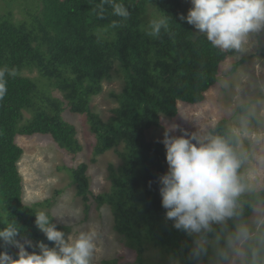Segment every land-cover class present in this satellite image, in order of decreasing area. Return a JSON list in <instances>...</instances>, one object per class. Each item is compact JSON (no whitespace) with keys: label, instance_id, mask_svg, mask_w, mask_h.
<instances>
[{"label":"trees","instance_id":"1","mask_svg":"<svg viewBox=\"0 0 264 264\" xmlns=\"http://www.w3.org/2000/svg\"><path fill=\"white\" fill-rule=\"evenodd\" d=\"M1 2L0 69L15 75L6 72L7 92L0 99V227L14 222L21 235L51 246L34 223L42 202H23L18 168L23 149L15 139L46 134L64 151L78 153L76 129L62 116L67 108L86 114L96 137L93 159L109 149L120 158L115 168L110 166L108 190L94 199L108 206L113 230L135 251L138 264L150 259L144 258V252L184 264L180 248L186 237L164 221L158 192L157 177L167 168L165 148L162 140L148 139L146 131L160 125L161 115L175 116L178 102H202L217 83L220 63L234 50L213 47L206 36L193 32L192 25L181 22L180 0H117L128 7L126 20L113 16L110 5L104 6V18H99L94 9L100 0ZM13 5L23 9L19 20L11 15ZM149 7L156 15L146 16ZM158 15L169 17V31L162 29L154 38L147 35L148 23ZM113 20L121 26L111 28ZM115 73L123 85L114 94L117 106L112 115L102 120L90 109V101ZM245 109V104L238 108ZM211 130L224 134L230 129L221 120ZM85 169L81 163L68 171L77 195L86 202L91 190ZM240 204L249 218L257 205L264 204V189L245 192ZM56 225L69 232V226ZM3 250L13 255L17 251L10 245H2Z\"/></svg>","mask_w":264,"mask_h":264},{"label":"clouds","instance_id":"2","mask_svg":"<svg viewBox=\"0 0 264 264\" xmlns=\"http://www.w3.org/2000/svg\"><path fill=\"white\" fill-rule=\"evenodd\" d=\"M105 5L111 6L113 16L126 20L130 15L123 3L100 0L94 11L101 19ZM190 5L179 20L215 48L238 50L246 36L264 30V0H190ZM120 26L117 20L110 24L113 29ZM162 29L169 31L167 15L150 19L147 35L158 37ZM6 72L15 75L0 69V99L7 92ZM170 131L175 127L165 128L160 141L167 170L157 177V184L164 221L186 237L180 248L184 264H264V215L249 219L240 204L241 195L251 191L239 174L242 158L237 145L241 135H249L244 119L239 128L224 134L206 127L191 134ZM34 223L51 246L21 235L16 223L8 222L0 227V245L17 251H0V264H91L94 230L66 234L42 211L35 214Z\"/></svg>","mask_w":264,"mask_h":264},{"label":"rangeland","instance_id":"3","mask_svg":"<svg viewBox=\"0 0 264 264\" xmlns=\"http://www.w3.org/2000/svg\"><path fill=\"white\" fill-rule=\"evenodd\" d=\"M180 1L186 15L191 6L190 0ZM10 11L15 20L22 18L20 5H13ZM154 12L149 7L146 16L156 15ZM193 32L197 34L194 28ZM233 50L234 53L220 63L217 83L208 89L205 99L196 104L178 102L177 114L172 117L161 115L160 125L148 129L146 137L162 140L168 127H175V131H170L171 135L182 132L191 134L201 127L211 130L221 120L227 128L237 129L243 118L249 135H241L237 145L242 158L239 174L251 190L264 189V30L250 33L244 38L241 48ZM242 56L248 57L235 65ZM234 65L236 67L232 70ZM24 73L32 77L38 75L36 71ZM122 85L121 76L115 73L110 81L102 83V91L92 97L90 109L102 120L112 115V109L117 106L114 94L121 90ZM52 93L59 96L56 89H52ZM244 104L246 109L239 111V106ZM62 116L76 129V137L81 145L78 153L64 151L46 134L17 136L15 139L23 149L18 164L23 202L30 205L42 202L38 206L40 212H45L55 224L69 226L67 234L94 230L97 236L91 264H138L135 251L127 247L122 236L113 230L108 206L98 204L94 199L95 195L109 188L110 166L115 168L120 163L116 150L109 149L93 159L96 137L86 114L65 108ZM25 117H28V113H25ZM81 163L86 165L84 173L89 177L91 190L86 202L77 195L68 171ZM257 214L264 215V204L257 205L249 219ZM143 254L145 259L150 258L147 264H178L171 257L156 258L149 252Z\"/></svg>","mask_w":264,"mask_h":264}]
</instances>
